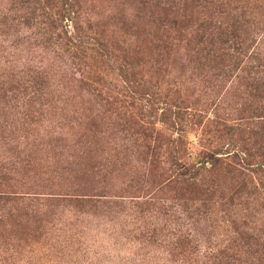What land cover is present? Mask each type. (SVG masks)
<instances>
[{"label": "rangeland", "instance_id": "1", "mask_svg": "<svg viewBox=\"0 0 264 264\" xmlns=\"http://www.w3.org/2000/svg\"><path fill=\"white\" fill-rule=\"evenodd\" d=\"M9 2L0 0V192L19 200L0 201V264H211L221 250L246 262L261 255L264 197L257 183L263 180L259 171L264 175V118L243 106L250 101L245 93L256 78V58L264 67V0H244L243 16L235 20H210L187 9L183 15L192 16L184 42L171 46L163 30L168 39L184 35L178 27L170 31L180 13L166 22L136 0H82L85 25L137 62L147 86L178 97L190 114L180 135L154 124L162 154L152 168L132 131L90 96L39 24L23 25ZM230 23L240 43L229 44L225 57L237 69L224 76L199 68L198 36L225 32ZM32 75L47 84L38 95L26 83ZM222 123L239 128V135L231 132L232 146L225 131L213 133ZM177 137L180 163L207 162L209 168L213 157L228 162L240 151L250 162L237 156L236 172L215 168L203 184L171 190L156 175L169 168L164 153Z\"/></svg>", "mask_w": 264, "mask_h": 264}, {"label": "trees", "instance_id": "2", "mask_svg": "<svg viewBox=\"0 0 264 264\" xmlns=\"http://www.w3.org/2000/svg\"><path fill=\"white\" fill-rule=\"evenodd\" d=\"M136 1L148 9L160 12L163 17L162 20L166 22L169 14L180 13V16L187 9H197L198 12L207 13L206 18L210 20H219V18L235 20L243 16V8L240 3L244 0ZM81 2L82 0H10L8 10L20 12L22 24L26 27L33 23L39 24V30L42 31L41 36H44L46 42L51 43L62 53L69 67L77 74V81L84 85L90 96L97 97L104 103L105 112H108L124 130L132 131L133 135L136 136L135 146L140 150L143 161L152 168L162 154L159 151L160 146L156 144V140L153 138L157 134L154 124L167 125L177 135H180L191 124L190 114L183 107L178 97L167 98L160 93L158 87L147 86L145 84L147 81H143L138 76L139 66L137 62L118 55L103 41L99 34L91 29L90 25L87 23L85 25ZM176 8L181 12L175 11ZM190 16H192L191 13L188 16L183 15L181 20L176 19L177 21L172 20L170 22V31L178 27L185 32L184 35L176 31L177 37L168 39L164 27L163 41L170 46L175 43L172 41L184 42ZM235 25L230 23L224 29L225 32L206 31L200 35L201 37L198 36L196 43L201 46H197L194 62L198 64L199 68L211 67L219 73L221 71L220 75L224 76L225 73L227 75L228 72L231 73L237 69V64L229 62L225 57V52L231 48L229 44L240 43ZM67 28L71 31H66ZM205 29L209 28L206 27ZM202 43L205 44L203 47ZM256 60L257 62L253 67L256 78L252 80L249 91L245 93L250 101L243 107L255 118H264V76H259V74H264V67L261 63L259 64L258 58ZM260 68L262 69L257 71ZM26 83L33 89L31 93L34 94L35 92L37 95L47 86L44 78L38 75H32ZM142 111L148 115L142 117ZM150 118L154 119L155 122L149 120ZM143 123L151 126L147 128L143 126ZM238 130L236 124L234 126V124L222 123L221 127H213L214 134L225 131V135H228V146H232L231 135L236 132L238 135L240 134ZM231 132L233 133L231 134ZM256 134L260 136L259 133ZM167 147V154L163 153L169 168L167 171L164 170L161 174L156 175V178L160 179L163 187L171 190L183 189L187 186L195 188L198 182L202 181L203 184L206 181L205 178L208 179L209 176L213 175L215 168L225 174L236 172L233 158L237 156L243 164L250 162L247 160L249 155L239 150L241 153L238 155L231 154L227 158L228 162L213 157L209 162V168H207L205 167L207 162L199 165L180 163L183 159V145L180 138L169 140ZM259 172V177L263 178L257 183L260 189L259 196L264 197V175L263 171ZM255 187L254 185V189ZM18 200L14 194L0 192V201L6 204H15ZM253 255L255 258L251 257L250 261L246 262L239 260L235 252L221 250L212 256L214 260L211 264H264V251L261 255L256 253Z\"/></svg>", "mask_w": 264, "mask_h": 264}]
</instances>
